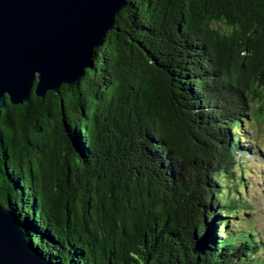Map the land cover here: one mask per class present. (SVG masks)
<instances>
[{"label":"trees","instance_id":"16d2710c","mask_svg":"<svg viewBox=\"0 0 264 264\" xmlns=\"http://www.w3.org/2000/svg\"><path fill=\"white\" fill-rule=\"evenodd\" d=\"M254 120L264 0H126L81 78L0 110V205L50 264H264Z\"/></svg>","mask_w":264,"mask_h":264},{"label":"water","instance_id":"95a60500","mask_svg":"<svg viewBox=\"0 0 264 264\" xmlns=\"http://www.w3.org/2000/svg\"><path fill=\"white\" fill-rule=\"evenodd\" d=\"M125 6L126 0H0V110L74 84ZM0 264H50L1 205Z\"/></svg>","mask_w":264,"mask_h":264},{"label":"rangeland","instance_id":"374dc122","mask_svg":"<svg viewBox=\"0 0 264 264\" xmlns=\"http://www.w3.org/2000/svg\"><path fill=\"white\" fill-rule=\"evenodd\" d=\"M245 130L249 134L248 142H254L255 151L260 150V156L248 157L250 167L247 168L250 170V177L245 199L249 207L239 210L236 222H243V228L245 224L252 223L264 239V120H254ZM244 189L245 187L240 185L242 192ZM259 254L261 257L264 256V251Z\"/></svg>","mask_w":264,"mask_h":264}]
</instances>
